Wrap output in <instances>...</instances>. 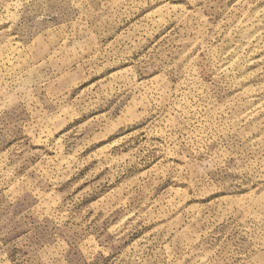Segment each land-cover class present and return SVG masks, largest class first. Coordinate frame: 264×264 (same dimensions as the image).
I'll return each mask as SVG.
<instances>
[{"label":"rangeland","instance_id":"rangeland-1","mask_svg":"<svg viewBox=\"0 0 264 264\" xmlns=\"http://www.w3.org/2000/svg\"><path fill=\"white\" fill-rule=\"evenodd\" d=\"M0 264H264V0H0Z\"/></svg>","mask_w":264,"mask_h":264}]
</instances>
